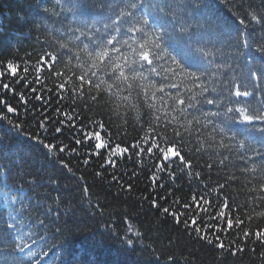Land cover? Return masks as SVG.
<instances>
[{
  "label": "trees",
  "instance_id": "trees-1",
  "mask_svg": "<svg viewBox=\"0 0 264 264\" xmlns=\"http://www.w3.org/2000/svg\"><path fill=\"white\" fill-rule=\"evenodd\" d=\"M116 10L113 0H104L103 5L100 0H0V71L12 61L18 65L23 84L13 82L11 75L0 77V82L12 83L17 92L13 100L12 91L5 95L0 88V100L8 99L17 108L16 113L7 114L8 119H0V183L21 192L27 209L24 215L29 218L26 230L30 223L33 231L43 236V250L49 253L47 264H264V245L254 236H243L246 228L252 232L257 225L264 228V219H246L249 189L258 186L252 176L259 174L241 172L243 162L235 153L220 165L222 157L212 153H228L216 145L209 147L208 131L197 133L195 125L180 119L172 122V128L181 132L183 140L171 129L166 134L193 166L184 168L177 159L161 172L158 166L162 161L155 150L137 156L139 150L132 147L137 141L145 149L150 146L141 140L152 119L142 96L133 91L127 103L109 102L105 97L98 106L90 98H73L69 85L79 83L74 78L64 90L57 88L71 76L63 63L48 68L51 61L45 57L37 73V62L45 52L61 51L60 44L72 45V30L80 21L110 23ZM253 14L264 15V0H198L190 13L201 24L210 22L222 34L224 44L230 39L243 44L247 38L251 46L241 47L237 58L241 67L259 64L256 48L264 41V29L254 22L247 28L239 23L240 19L248 23ZM165 47L178 60L195 64L201 71L208 69L207 95L221 93L223 80L239 77L238 72H229L226 77V69L214 72L215 65L182 41L166 39ZM235 50L226 48L225 55ZM56 71L63 77L52 75ZM257 86L264 87V78L248 82L250 89ZM19 94L25 95L24 101L18 99ZM204 110L215 111L216 107L205 105ZM5 114L0 106V116ZM65 114L73 119L69 121ZM97 121L107 130V135L101 133L102 140L111 137L113 146L119 143L129 151L109 159L108 151L101 150L98 156L94 145H77V139H84L81 128L100 131ZM56 127L60 133L54 131ZM235 131L233 128L229 134ZM45 144L67 147L60 152L55 147L45 148ZM208 163L213 164L211 171ZM233 173L236 179L228 180ZM194 195L197 202H193ZM201 197L210 203L204 204ZM225 199L231 212L220 207ZM164 208L169 211L165 213ZM222 210L226 213L223 218L219 216ZM10 214L14 215L11 208L0 201V238L14 236L7 230ZM236 216L244 220L240 227L235 225ZM40 219L45 221L43 227L39 226ZM228 219L233 220L231 228ZM128 239L133 243L128 244Z\"/></svg>",
  "mask_w": 264,
  "mask_h": 264
},
{
  "label": "snow or ice",
  "instance_id": "snow-or-ice-1",
  "mask_svg": "<svg viewBox=\"0 0 264 264\" xmlns=\"http://www.w3.org/2000/svg\"><path fill=\"white\" fill-rule=\"evenodd\" d=\"M100 3L103 5L104 0H100ZM113 3L116 4L117 10L110 23L101 20L90 23L86 19L80 21L79 26L72 30L75 36L72 45L69 47L60 44L61 51L45 52L37 62V73L42 70L39 65L45 57H49L51 61L48 68L63 63L64 67L71 71V76L64 83L57 85V88L64 90L65 84L74 78L79 83L73 82L69 85L73 98H90L91 102L98 106L105 97L109 102L116 100L127 103L133 91L138 97L142 96L143 102L152 112V119L141 140L150 146L145 149L140 141H137L132 147L139 150L136 152L137 156L140 152L153 153L155 150L157 159L162 161L158 166L161 172L165 171L166 165L170 168L176 164L177 159L184 168L191 169L193 166L192 161L181 155L175 141L166 134L171 129L175 137L183 140L181 132L172 128L173 121L185 119L188 125H195L197 133L202 129L208 131L211 137L209 147L216 145L228 153H212L222 157L219 160L220 165H225L231 154L235 153L238 161L243 162L241 172L259 174L252 176L253 180H258V186L253 185L249 189L251 195L246 206V219L249 222L264 219V87H248L249 81L258 82L264 78V41L256 48L259 64H246L241 67L237 58L242 54L239 50L241 47L251 46L247 38L243 40V44L231 39L224 44L222 34L214 30L210 22L201 24L190 15L198 0H113ZM253 22L264 29V15L253 14L248 23L244 19L239 21L245 28ZM166 39L179 40L190 46L206 59L208 64L215 65L214 72L226 69V77L229 72H238L239 77L223 80L221 93L207 95L209 86L205 80L208 69L201 71L195 64H186L172 56L165 47ZM226 48L236 50L226 56ZM72 61H75L74 65ZM3 67L5 70L0 71V77L11 75L13 82L21 81L17 74L18 65L9 61ZM23 71L27 72L28 69L24 68ZM52 75L63 77V73L59 71L53 72ZM0 88L5 90V95L12 91L11 99H17V92L12 83L0 82ZM211 91L216 93L217 90L212 88ZM125 92L127 95H124ZM249 97L252 99H248ZM18 99L24 101L25 95L19 94ZM205 105H214L216 110L205 111ZM0 106L6 110V114L0 116V119H8L7 114L17 112L16 106L8 99L0 100ZM65 115L69 121L73 119L72 116ZM8 122L13 123L12 120ZM95 123L100 131H84L81 128L84 139H77V145L92 144L96 155L100 156L101 150H105L108 151L109 159L129 151L119 143L113 146L111 137L102 140L101 133L107 135V130L103 123ZM16 127L20 128L21 125L17 124ZM158 128L162 130L157 131ZM233 128L236 131L230 135ZM54 131L60 133L61 129L56 127ZM44 146L49 149L58 148L60 152H64L67 147L52 144ZM84 162L88 163L87 160ZM206 166L209 171L213 168L212 163ZM183 170L182 168L181 171ZM195 176L199 179L200 173L196 172ZM227 179L235 180V173ZM219 187L223 189L224 185ZM192 199L197 202L195 195ZM200 199L204 204L210 203L204 197ZM0 201L14 213L9 215L11 222L7 223L8 232L14 233V236L10 239L0 238V264H47L46 257L49 253L43 250L42 244L46 242L43 236L38 231H33L30 223L27 224L26 230V221L29 218L24 215L27 209L21 192L6 183H0ZM220 207L232 211L226 199ZM163 211L167 213L169 209L164 208ZM173 215L179 221L177 214ZM225 215L223 210L219 213L222 218ZM38 223L43 227L45 221L40 219ZM195 223L193 220L192 224ZM227 223L231 228L233 220L228 219ZM243 223L244 220L236 216L235 225L240 227ZM195 231L199 233L200 228H195ZM243 236H254L264 245V228L259 225L254 232L244 229ZM127 243L132 244L133 241L128 239ZM208 243L212 244L213 241L208 240Z\"/></svg>",
  "mask_w": 264,
  "mask_h": 264
}]
</instances>
